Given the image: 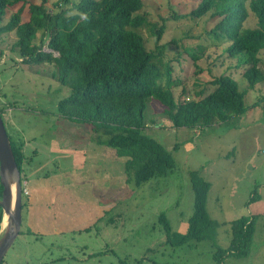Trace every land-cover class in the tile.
Masks as SVG:
<instances>
[{"label":"rangeland","instance_id":"obj_1","mask_svg":"<svg viewBox=\"0 0 264 264\" xmlns=\"http://www.w3.org/2000/svg\"><path fill=\"white\" fill-rule=\"evenodd\" d=\"M58 2L48 0L45 6L53 11ZM199 2L144 0L135 17L144 16L146 23L137 32L149 50L165 44L164 62L171 61L177 101L197 100L214 89L215 77L231 74L246 91L247 110L209 127H175L153 100L144 130L168 148L176 168L141 185L127 180L125 157L94 142V129L57 113L58 101L70 89L53 75L54 65L15 59V31L2 34V118L11 138L25 143L26 155L38 151L21 172L22 186L28 190L22 194L21 232L3 264H218L214 254L230 245L231 223L252 214L260 217L249 253L226 254L221 264H264V80L249 87L243 76L248 65L228 55L227 43H212L206 31L217 21H210L211 12L190 14ZM16 10L7 11L2 24ZM28 10L27 5L23 20ZM154 25L164 26L160 40ZM256 27L251 11L244 28ZM41 38L38 33L36 42ZM47 44L48 39L45 48ZM259 55L264 70V49ZM191 170H199L211 183L207 210L218 225L209 238L170 244L160 217L166 214L173 232L187 231L195 209ZM253 194L257 197L249 202Z\"/></svg>","mask_w":264,"mask_h":264},{"label":"trees","instance_id":"obj_2","mask_svg":"<svg viewBox=\"0 0 264 264\" xmlns=\"http://www.w3.org/2000/svg\"><path fill=\"white\" fill-rule=\"evenodd\" d=\"M47 2L0 0V37L15 31L17 39L11 47L15 59L54 65L53 75L70 89L69 95L58 101L57 113L72 122L88 124L96 132L94 142L113 147L119 156L125 157L128 181L141 185L176 168L168 148L144 130L153 100L161 104L175 127H209L246 112V91L239 89L231 74L215 77L211 81L214 89L197 100H176L171 61L164 62L165 44L149 50L145 38L137 32L146 23L144 16L135 17L144 0H60L53 11L47 9ZM27 5L28 18L23 20ZM15 9L9 21L2 24L7 11ZM251 11L257 18V27L245 29ZM208 12L210 21H217L206 31L209 39L217 46L227 43L228 55L238 56L239 62L248 65L243 76L249 87H255L264 80L259 55L264 49V0H200L190 14L201 17ZM163 31L164 26L154 25L153 32L159 40ZM38 33L42 37L40 44L35 40ZM47 39L50 51L43 49ZM193 58L197 56L194 54ZM10 140L22 172L24 142L11 136ZM189 177L195 191V209L187 231L173 232L166 214L160 217L170 244L209 238L218 225L207 210L211 183L199 170H191ZM2 189L0 183V197ZM256 197L253 194L249 202ZM2 215L0 207V227ZM259 217L243 215L231 223L230 245L214 254L218 264L226 254L249 253ZM137 264H143V260Z\"/></svg>","mask_w":264,"mask_h":264},{"label":"water","instance_id":"obj_3","mask_svg":"<svg viewBox=\"0 0 264 264\" xmlns=\"http://www.w3.org/2000/svg\"><path fill=\"white\" fill-rule=\"evenodd\" d=\"M0 183L3 186L0 198L2 223L0 227V264L21 232L22 194L21 169L13 152L10 137L0 112ZM7 215V224L3 222Z\"/></svg>","mask_w":264,"mask_h":264},{"label":"crops","instance_id":"obj_4","mask_svg":"<svg viewBox=\"0 0 264 264\" xmlns=\"http://www.w3.org/2000/svg\"><path fill=\"white\" fill-rule=\"evenodd\" d=\"M91 143V142H90ZM24 146H25V143H23V145H22V152H23V154H24V160H23V166L25 165V163L26 162H28L31 158H33L35 155H37V150H34V152H33V154H32V156H28V155H26L25 154V152L23 151V149H24ZM28 158H30V159H28ZM26 191H27V194H28V190L26 189ZM30 194V193H29ZM33 200V197H32V195H31V201Z\"/></svg>","mask_w":264,"mask_h":264},{"label":"clouds","instance_id":"obj_5","mask_svg":"<svg viewBox=\"0 0 264 264\" xmlns=\"http://www.w3.org/2000/svg\"><path fill=\"white\" fill-rule=\"evenodd\" d=\"M43 49H44L45 51H50V48H49V47H46V48L44 47ZM1 116H2V115H1ZM8 135H9V134H8ZM9 137H10V136H9ZM20 142H21V141H20ZM23 193H24V194H27V192H26V188H25V187H23ZM23 206H24V204H23ZM1 223H2V222H1Z\"/></svg>","mask_w":264,"mask_h":264},{"label":"bare ground","instance_id":"obj_6","mask_svg":"<svg viewBox=\"0 0 264 264\" xmlns=\"http://www.w3.org/2000/svg\"><path fill=\"white\" fill-rule=\"evenodd\" d=\"M6 224H7V215L5 216V220L3 222V228L5 227Z\"/></svg>","mask_w":264,"mask_h":264},{"label":"flooded vegetation","instance_id":"obj_7","mask_svg":"<svg viewBox=\"0 0 264 264\" xmlns=\"http://www.w3.org/2000/svg\"><path fill=\"white\" fill-rule=\"evenodd\" d=\"M3 190V189H2ZM1 198V197H0ZM3 264V263H2Z\"/></svg>","mask_w":264,"mask_h":264},{"label":"built area","instance_id":"obj_8","mask_svg":"<svg viewBox=\"0 0 264 264\" xmlns=\"http://www.w3.org/2000/svg\"><path fill=\"white\" fill-rule=\"evenodd\" d=\"M27 192V191H26Z\"/></svg>","mask_w":264,"mask_h":264}]
</instances>
